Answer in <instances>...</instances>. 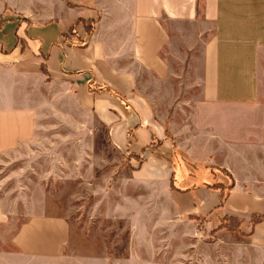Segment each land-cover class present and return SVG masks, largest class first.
Segmentation results:
<instances>
[{
	"label": "crops",
	"instance_id": "crops-1",
	"mask_svg": "<svg viewBox=\"0 0 264 264\" xmlns=\"http://www.w3.org/2000/svg\"><path fill=\"white\" fill-rule=\"evenodd\" d=\"M80 20L94 21L89 35ZM167 23L214 30L198 99L168 128L153 98L174 77L162 56ZM97 126L113 153L111 175L127 162L108 176L105 202H93L99 218L143 236L160 222L220 234L233 216L242 220L237 264H264V219L249 225L264 216V0H0V156L57 127L80 133L62 141H94ZM229 178L221 204L211 185ZM33 190L7 264H52L68 242V219L49 215L43 185Z\"/></svg>",
	"mask_w": 264,
	"mask_h": 264
},
{
	"label": "rangeland",
	"instance_id": "rangeland-1",
	"mask_svg": "<svg viewBox=\"0 0 264 264\" xmlns=\"http://www.w3.org/2000/svg\"><path fill=\"white\" fill-rule=\"evenodd\" d=\"M166 25L170 44L162 56L174 77L160 85L153 98L156 115L168 128L175 111L184 118L185 104L198 99L202 50L214 30L199 24ZM96 129V140L84 143L60 139L66 133H78L69 127L42 130L36 134L37 141L0 156V264L8 263L7 254L14 251L12 237L31 213L29 197L35 184L43 185L48 194L49 215L66 217L70 224L68 242L52 264H237L235 244L243 240L237 230L173 232L171 222H160V232L141 236V232H130L122 219L99 218V205L93 209V202H105L111 183L108 176L116 164H110L113 153L103 141V129ZM44 136L48 140L42 141ZM174 160L178 162L176 154ZM126 163L125 159L117 163L112 181ZM239 221L231 218L224 225L234 229Z\"/></svg>",
	"mask_w": 264,
	"mask_h": 264
},
{
	"label": "trees",
	"instance_id": "trees-1",
	"mask_svg": "<svg viewBox=\"0 0 264 264\" xmlns=\"http://www.w3.org/2000/svg\"><path fill=\"white\" fill-rule=\"evenodd\" d=\"M79 22H81V24L83 25L84 29H85V32L87 35H89L93 29V24H94V21H90V22H86V21H82L80 20ZM78 22V23H79ZM70 32H74V28L72 27L70 29ZM85 42H82V44L80 45V47L84 46ZM43 71V69H42ZM138 161L141 162L142 161V158L141 157H138L136 156ZM173 158H174V153L171 155V157L169 158H166L170 163L173 164ZM189 166L191 167V169H196L197 167L195 165H192V164H189ZM222 174H224V172H221ZM225 175V174H224ZM230 179V178H229ZM232 180L230 179V183L227 185V186H224L223 183H220V182H215V183H212V187L218 189L220 192H221V198H220V203L222 204L229 192V190L231 189L232 187ZM231 218H236V217H233V216H225L224 218H222V220L220 221V224L218 226L219 229H226L228 231H236L240 228L241 224H242V220L238 222V225L236 228H230L229 227H225L224 225V222L228 219H231ZM264 219V216H260V215H252L250 217V220H249V225H253L261 220Z\"/></svg>",
	"mask_w": 264,
	"mask_h": 264
}]
</instances>
